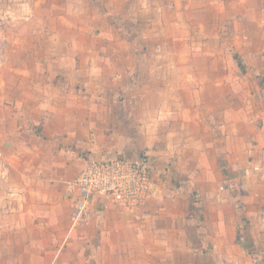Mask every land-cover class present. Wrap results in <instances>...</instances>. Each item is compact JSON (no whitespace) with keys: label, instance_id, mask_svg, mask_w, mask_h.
I'll return each instance as SVG.
<instances>
[{"label":"crops","instance_id":"0c3cea01","mask_svg":"<svg viewBox=\"0 0 264 264\" xmlns=\"http://www.w3.org/2000/svg\"><path fill=\"white\" fill-rule=\"evenodd\" d=\"M93 158L154 194L74 223ZM0 264H264V0H0Z\"/></svg>","mask_w":264,"mask_h":264},{"label":"built area","instance_id":"2783aa9c","mask_svg":"<svg viewBox=\"0 0 264 264\" xmlns=\"http://www.w3.org/2000/svg\"><path fill=\"white\" fill-rule=\"evenodd\" d=\"M77 190L70 219H86L94 198L102 197L120 210L143 206L156 189L149 164L145 160L124 158L89 159L71 183Z\"/></svg>","mask_w":264,"mask_h":264}]
</instances>
